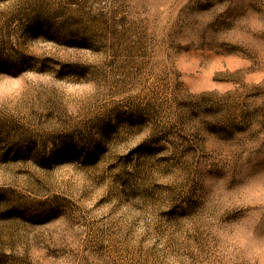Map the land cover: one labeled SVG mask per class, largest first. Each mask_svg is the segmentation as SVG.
Segmentation results:
<instances>
[{"label": "rangeland", "instance_id": "rangeland-1", "mask_svg": "<svg viewBox=\"0 0 264 264\" xmlns=\"http://www.w3.org/2000/svg\"><path fill=\"white\" fill-rule=\"evenodd\" d=\"M0 264H264V0H0Z\"/></svg>", "mask_w": 264, "mask_h": 264}]
</instances>
